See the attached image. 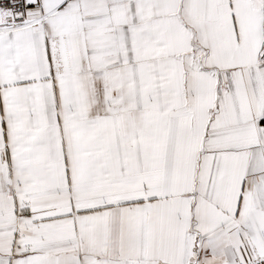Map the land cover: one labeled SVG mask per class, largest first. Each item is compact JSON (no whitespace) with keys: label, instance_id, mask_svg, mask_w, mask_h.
Here are the masks:
<instances>
[{"label":"crops","instance_id":"crops-1","mask_svg":"<svg viewBox=\"0 0 264 264\" xmlns=\"http://www.w3.org/2000/svg\"><path fill=\"white\" fill-rule=\"evenodd\" d=\"M0 12V264L264 257V0Z\"/></svg>","mask_w":264,"mask_h":264},{"label":"built area","instance_id":"built-area-1","mask_svg":"<svg viewBox=\"0 0 264 264\" xmlns=\"http://www.w3.org/2000/svg\"><path fill=\"white\" fill-rule=\"evenodd\" d=\"M42 0H0V12L11 14V28H22L30 23L25 19L27 11L40 9ZM250 264H264V257L257 258Z\"/></svg>","mask_w":264,"mask_h":264}]
</instances>
